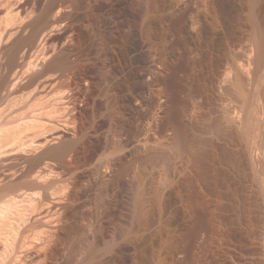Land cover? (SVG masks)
I'll return each instance as SVG.
<instances>
[{"label": "rangeland", "instance_id": "374dc122", "mask_svg": "<svg viewBox=\"0 0 264 264\" xmlns=\"http://www.w3.org/2000/svg\"><path fill=\"white\" fill-rule=\"evenodd\" d=\"M45 1L20 0L26 9L41 7ZM88 12L94 14V23L87 21ZM6 14L0 8V21H5ZM64 22L61 29L48 30L52 36L48 48L68 42L75 29L82 32L90 62L96 65L87 69L93 85L86 88L94 98L99 134L80 188L81 202L69 210L74 219L69 226L74 228L60 242L61 249L72 254L66 252L69 257L63 264L82 261L91 245L96 246L92 264H264V0H93ZM113 27L119 29L122 41L132 35L143 44L146 69L152 72L162 60L167 61L166 72L140 97L131 90L123 68L109 77L112 63L106 51L112 54L116 49L101 44ZM117 50L120 53L122 48ZM57 74H44L29 93L5 99L0 107L9 114L5 113L7 118L2 113L0 120H5L0 125L14 127L12 119L25 118L34 102L55 99L60 96L57 92L67 91ZM145 74L150 78L148 71ZM159 93L167 100L162 115ZM128 95L142 105L144 100V105L138 112L121 115L116 103ZM25 105L29 111H22ZM62 117L48 123L49 133L45 130L43 139L74 129ZM17 145L15 150L8 147L9 153L0 152V180L4 175H21L27 169L25 159L42 149L32 152ZM108 163L115 164L113 173ZM52 189V200L41 206L46 214L41 217L50 216H37L42 224L33 228L42 227L27 231L19 241L23 240V246L15 247L12 241L7 248L0 246V258L15 252L6 263L1 259L2 264H47L66 216L65 209L52 205L53 197L63 193L60 186ZM49 240L55 241L53 245ZM24 245L34 254L24 249L21 256ZM46 246L48 251L43 250Z\"/></svg>", "mask_w": 264, "mask_h": 264}, {"label": "bare ground", "instance_id": "6f19581e", "mask_svg": "<svg viewBox=\"0 0 264 264\" xmlns=\"http://www.w3.org/2000/svg\"><path fill=\"white\" fill-rule=\"evenodd\" d=\"M92 1L93 0H48V1H45V3L43 2L44 4L42 3L43 6L41 5V7H32V8L26 9L23 7L22 5L23 2H20V0H0V8H3V9L5 8V10L7 11L6 15H8L5 21L4 20L0 21V106L2 107V105H4L2 103L5 101V99H10L12 97L14 98V96L23 94L24 92L29 93V91L27 90L33 87L36 80L39 79L40 76L42 77V75L50 73V72L59 73L57 74L59 77H57L56 75V78L59 79V82H61L63 87L65 86L68 88V89H65L67 91H65L62 94L61 92L60 94H58L57 92V95H60V96H58L57 98L54 97L55 99L51 98L52 100L51 99L48 100L47 99L48 97H45V98H42V100L39 99V101L37 102H34V103L32 102L33 103L32 105H30L31 104L30 103L29 104L30 112L28 114L25 113L26 114L25 118L22 117L23 120L19 119L21 120V122L23 121L22 123L21 122L19 123V120L18 121L15 120L16 118L15 116L14 119H12L14 120V122L17 121L15 123L12 122L13 124H15L14 127H11L13 125L10 126L8 123H6L5 126L0 125V127H2L3 129L4 127L6 128L5 130L0 129L1 130L0 152H2L4 149L8 151L9 149L14 148V145L16 147V144L19 145L18 148H24V149L28 148L31 151L33 149L35 151L37 149L36 147H39L38 148L39 150L40 148L42 149L45 148L43 150L41 149L40 153L37 152L38 154L32 151L33 155L25 159L27 163V167L26 166L25 167L27 169L25 171L21 170L22 171L21 175H15V173H14L15 176L13 177H8L4 175L5 177L3 179L1 178L2 180H0V246L6 247L8 246L9 243L12 244V242H13L12 244L13 246L17 243H18V246L19 245L23 246L22 244L23 240L21 244H19L20 243L19 241L23 238L25 233L27 234V231L32 230L35 224L41 223V222H37L39 220L36 221V219L38 215H40L41 217L42 214H45L44 212H42V208H43V207L41 208L42 204L45 201L50 200V196H51L50 191H54L52 188H55L56 186H60L63 193H60L61 194L60 196L57 195V197L59 196V198H57L55 194H54L55 197L52 196L56 201V203H54L55 202L54 201L52 205L53 206L55 205L54 208L59 206L62 209H65L63 211L65 212L64 214H66V216H64L62 219L63 225L61 224V222L59 223L62 225V227H60V225H59L60 228L58 227L59 233L57 236L59 237L57 236L56 237L59 238L60 241L54 244L52 251L49 250L51 251V253L49 254L48 252L49 255H47L49 260L48 258L46 259L45 257V259L48 260L47 264L66 263L64 261L66 259V255H68L66 252L69 253L70 250L65 252V250L61 249L62 246L60 242L61 240H63V237H66L64 235L67 234L69 229L74 228V227H71L73 225L69 226V224H71V220L73 219V216H70L73 210H71L72 212L70 211L71 213H69V210L74 209L75 207L78 208V204L81 202L80 201L81 200L80 188H81V185L83 184V178L86 172H88L87 169L90 168L91 150L94 148V145L96 144L95 141H98L96 140V137L99 134L98 125L95 119L96 108H95L94 98L91 96L92 95L91 93H90L91 95L89 94L88 88H86V84L88 85L92 83L89 75L87 74L88 73L87 69L88 68L94 69L96 66L94 63L92 64L90 62V59L92 57L89 58L90 54L87 48L88 44L86 45V43L84 42V39L82 38V32L80 31V29L78 30L74 28L75 30L70 32L72 33V37H70L71 39H69L68 42L64 41V43L56 44V47L49 49L48 43L50 42L49 40H51L50 37L52 36L48 33V30L51 27L56 28V29L60 28V26H62L61 23L67 20L71 14H77L81 12L82 10H84V6L87 3L90 4ZM55 12H56V15L54 16L53 14ZM94 17L95 16L92 12L86 13V19L88 22H93ZM66 33L68 34L69 32L67 31ZM130 36L132 38L129 37L126 39V41H122L123 39L121 40L119 29L117 27H113L109 29V32L107 35H104L102 39L103 44L101 45L104 46L106 44H110V45H113L116 50L120 49V47L122 48L120 53L117 52L118 50L117 51L115 50V53H112V54L109 52V50L107 51L105 50L109 56L108 58H110V62L112 63L111 69L109 70V77L113 78L115 77V75L117 74L119 75L118 70L123 68L126 81H128L129 84L131 85V87L130 86L129 87L132 88L131 90H133V93L137 97H140L147 90H150V88L153 86L152 83L157 82L159 75L166 72L168 66L166 63L167 61L162 60V62L156 65L157 68L154 71L151 72L149 68L146 69V62L142 60L144 46L140 41H138L136 37H133L132 35ZM113 46L111 47L112 49H113ZM39 50L42 51L40 54L42 55V58L38 56ZM39 67H41V69H39L40 71L38 70ZM146 71H148L150 78H147V74H145ZM151 77H152V80H151ZM50 82L51 84H53L52 81ZM120 82L118 83V85L122 87L123 84L121 85ZM48 88H51V87L48 86ZM48 88H47V92H48ZM35 91H37V94H38V90H35ZM44 91L46 90L44 89ZM33 93L35 94L36 92H33ZM43 94H46V93L44 92ZM32 95L30 96L33 98L34 96ZM12 99H10V101ZM157 100H158L157 102L159 105L158 107L159 113L162 115L164 114L163 112L165 111V108L167 106V100L162 93H159ZM135 102H134V98L131 97L130 95L125 96L121 98L120 100H118V102L116 103L117 104L116 110H118V112L121 115H127L128 112L130 111L138 112L143 107L144 100H143V105L141 103L142 101L140 102L137 101L136 103ZM25 108H26V105L22 111H24ZM27 108L26 110H28ZM3 110L5 109H2L0 111V118L2 117ZM5 111L3 114L8 112V110L6 112ZM14 112H17V111H13V113ZM6 114L8 115L9 113H6ZM58 114L59 115L61 114V116L63 115L62 119L65 118L68 120L67 122L69 123V125L65 123L66 125L68 126H70V124L74 125V129L72 131L68 129L69 132L60 131L56 133L57 132L56 131L55 132L56 134L49 136V138L43 139L42 135L48 131L47 130L48 123L49 124L54 123L52 119H55L56 121L58 118L61 119V116H59ZM7 115L6 117L8 118ZM57 115L59 116L58 118L56 117ZM18 117H21V115ZM11 118L9 120L10 124L12 121ZM4 120L5 119L2 118L0 120V124H1V121L3 122ZM60 123L61 122L59 121V124ZM7 126L11 128L7 129ZM61 130H64V129H61ZM68 134L72 136H69ZM8 147L10 148L7 149ZM20 150L22 151V149ZM108 165H109L108 169L110 170V173H113L115 171V164L113 165V164L108 163ZM113 178L115 177L113 176ZM66 201H67V204L64 205ZM52 205L50 204L51 207L50 206L48 207L52 209L53 208ZM57 216L55 217L57 218ZM41 218L40 220H42ZM49 223L54 224V222H49ZM72 223L75 224L74 222ZM54 226H57V225L55 224ZM39 227L40 226H38V228ZM35 228H33L34 231L38 229V228L36 229ZM52 228L53 227L51 226V229ZM54 230H57V228L56 229L54 228ZM56 232L57 231L51 232V233H56ZM69 233L71 234V230ZM36 235H34L33 237H35ZM73 236L74 235L72 234L71 238H73ZM74 238L76 237L74 236ZM35 239L33 238L32 241L34 240L33 242L37 244V242H35ZM38 239L39 238H37V240ZM67 240L64 239V241H67ZM27 241L28 242H26V244L27 245L29 244L28 246L32 245V248H33V243H31L30 245L29 243L30 241L29 240ZM41 242L44 243L46 241H40L38 243L41 245ZM75 244H77L76 241H75ZM25 245H24L25 248L24 247L21 248L22 251L19 250L20 249L19 247H17L18 249L17 251H21V256L25 254L23 252V250L26 249ZM43 245H45V243ZM70 245H73V244H70ZM16 246L17 245H15V247ZM40 247L44 248V246H40ZM8 248H11V247H8ZM46 248L43 250L48 251V249H50L48 248V246H46ZM10 250L12 249H9V251ZM14 250H16V248ZM88 250L89 251L87 255H84L86 257L84 259H81L82 261L80 262L78 261V263L76 264H92V260L94 258L95 251H96V246L91 245V247L88 248ZM7 251L8 249H6V251L4 252H7ZM30 251H32V249H30ZM30 251L27 253H31ZM34 251L35 250L32 251L33 254H34ZM13 252H14L13 250L12 252L10 251L9 254H7L8 256L6 255V253L5 254L3 253L4 254L3 257L4 256H7V257L6 258L1 257L0 264H2V262L4 261H8L5 259H8V257L11 255L10 253H13ZM19 253L20 252H18V254ZM13 254H15V252ZM70 255H72L71 252H70ZM14 257L16 258V256ZM34 257L33 256L30 257V260ZM21 258H19V260L17 259L18 261H20L19 263H21V260H20ZM25 258L26 257L23 258L24 260L22 259L23 262L26 260ZM9 260L12 261L10 258ZM46 260H44V262H46ZM13 261L17 262L16 260H13ZM109 261L110 259L107 262ZM111 262L112 261H110V263ZM39 263L41 264V261ZM12 264L14 263L12 262ZM34 264H37V263H34Z\"/></svg>", "mask_w": 264, "mask_h": 264}]
</instances>
